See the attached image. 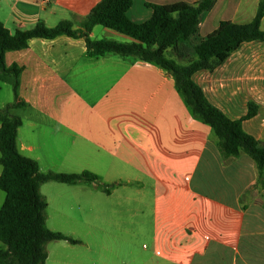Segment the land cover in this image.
Masks as SVG:
<instances>
[{"label":"crops","instance_id":"1","mask_svg":"<svg viewBox=\"0 0 264 264\" xmlns=\"http://www.w3.org/2000/svg\"><path fill=\"white\" fill-rule=\"evenodd\" d=\"M101 1L53 0L45 8L1 0L0 21L11 34L39 21L83 29ZM181 1L199 0L142 4ZM224 1L236 9L231 21L238 24L251 22L260 2ZM135 4L131 20L152 16L148 7L132 16ZM90 38L138 43L100 25ZM5 64L22 68L24 106L11 111L22 120L19 152L42 173L97 176L92 183L42 185L47 227L78 241L50 242L46 264H264V180L255 161L245 153L224 157L213 128L193 116L166 70L112 53L92 56L84 38L68 36L35 38L7 52ZM193 79L231 120L252 105L256 113L243 129L264 145V42L245 43L221 67ZM5 199L0 190V210Z\"/></svg>","mask_w":264,"mask_h":264},{"label":"trees","instance_id":"2","mask_svg":"<svg viewBox=\"0 0 264 264\" xmlns=\"http://www.w3.org/2000/svg\"><path fill=\"white\" fill-rule=\"evenodd\" d=\"M133 4L134 0H102L89 14L83 29H75L70 21H62L52 28L39 21L31 30H18L11 34L0 21V81L10 83L15 95V103L0 109V165L3 166L0 190L6 194L0 210V241L5 246L0 249V264H46L47 245L50 242L78 243L47 227L48 203L41 193V187L48 182L76 184L97 180V176L90 172L42 173L35 160L19 152L17 137L22 120L11 110L24 106L19 96L22 68L17 65L8 68L5 54L29 47L30 41L35 38H84L92 56L112 53L133 57L166 70L175 79L177 89L193 116L213 128L224 157L247 154L255 161L259 183L263 184L264 145L243 129V122L251 119L256 111L250 105L246 116L239 120L229 119L210 103L193 76L200 71L218 69L245 43L264 42V30L261 28L264 0H260L256 16L249 23L220 21L213 32L194 45L195 58L186 64L178 63L169 54L174 52L181 60L189 58L191 40L200 34L203 16L213 10L216 0H199L193 4L184 1L173 4L147 3L152 16L141 23L134 22L128 15ZM97 25L130 36L138 43L93 41L90 34Z\"/></svg>","mask_w":264,"mask_h":264},{"label":"rangeland","instance_id":"3","mask_svg":"<svg viewBox=\"0 0 264 264\" xmlns=\"http://www.w3.org/2000/svg\"><path fill=\"white\" fill-rule=\"evenodd\" d=\"M143 0H136V4L134 6V9L131 12V15H142L147 11V6L143 3ZM217 3V0H216ZM225 1L220 0L219 6L214 9V12L207 13L203 16L201 28H200V34L197 37H194L191 40V52L189 53L188 59H182L183 64H186L189 62V60H193L195 58L193 47L195 44H197L201 38H205L208 34L214 31L216 27H218L220 20L227 19V20H234L236 19L234 14L236 13V9L232 7H225ZM224 4V5H223ZM216 6V5H215ZM249 10V8L247 9ZM151 11V10H149ZM169 56L175 57L176 55L174 52H170ZM15 103V95L13 91V87L10 83L0 81V106L3 104H13ZM13 110V109H12ZM11 110V111H12Z\"/></svg>","mask_w":264,"mask_h":264},{"label":"built area","instance_id":"4","mask_svg":"<svg viewBox=\"0 0 264 264\" xmlns=\"http://www.w3.org/2000/svg\"><path fill=\"white\" fill-rule=\"evenodd\" d=\"M34 1L45 8L49 7L53 2V0H34Z\"/></svg>","mask_w":264,"mask_h":264}]
</instances>
